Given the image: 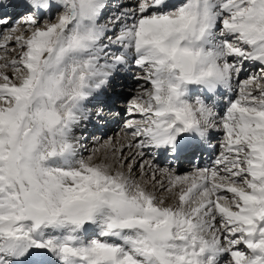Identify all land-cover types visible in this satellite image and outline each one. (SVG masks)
Returning a JSON list of instances; mask_svg holds the SVG:
<instances>
[{"label":"snow or ice","instance_id":"snow-or-ice-1","mask_svg":"<svg viewBox=\"0 0 264 264\" xmlns=\"http://www.w3.org/2000/svg\"><path fill=\"white\" fill-rule=\"evenodd\" d=\"M108 6L0 0V264H264V0H136L102 21ZM245 62L261 74L240 82ZM129 64L144 81L127 124L139 152L120 164L125 148L109 142L115 163L93 164L75 129ZM234 78L239 95L218 119L215 97ZM213 129L224 137L215 167L159 169L171 204L115 167Z\"/></svg>","mask_w":264,"mask_h":264},{"label":"rangeland","instance_id":"rangeland-1","mask_svg":"<svg viewBox=\"0 0 264 264\" xmlns=\"http://www.w3.org/2000/svg\"><path fill=\"white\" fill-rule=\"evenodd\" d=\"M121 2H122L121 5H126V6H129V7H134L133 4H135L136 0H116L113 3L112 2H109V6H108V8L105 9V11H108V10H115L116 11L117 8H119V6H120V5L118 6V4H120ZM174 2H175V0L172 1V3H174ZM175 3H179V0H178V2H175ZM55 15H56L55 12H53L52 13V19H53V21L55 20ZM8 16H9L8 18H9V23L10 24H15V22L19 19V16L16 15V13L13 15V12H12L11 9L8 10ZM43 22L44 21H42V23ZM0 31H6L5 30V27L4 26H0ZM3 42L4 41L2 39H0V43H3ZM9 44L11 45V47H15L14 41H9ZM11 47L9 48V50H10L9 52H11ZM2 53H3V50H0V54H2ZM252 67H254V65L247 66L244 69L245 71H248L249 70L248 71V75H245L244 74L246 77L243 78V79H239L240 82H243L245 79H247L249 77L259 76L261 74V71H260L261 69L260 68L259 69L258 68H256V69L253 68V70L250 71L252 69ZM117 72L120 73V74H125V75L128 74L130 77H132L134 83H132V84L131 83H129V84L122 83V85H120V84L118 85V83H116L117 82L116 79L118 78L117 77L118 75H116L114 77V79L112 80L111 85L112 84L113 85L114 84L115 85L117 84L116 86H121L119 88H123V90H122L123 99H115V100L113 99L112 100V105H114L116 103H119V104H116V107H114V108L122 109V110H117V111L115 110V111L111 112L110 115H108L107 112H106L104 117L97 118V116L95 114H94V116L91 117L92 121H94V120L98 121L99 120L100 122H102V124H104V126H106L105 124H107V123H112L115 119H119L120 120V118H121V120H120L119 123H117L118 121H116V123L115 122L113 123L114 124L113 127H115V128L112 131H111V128H113V127L110 128V130H109L108 133H106V134L104 133V135L102 136V138L101 137H98L97 138V136H99V134L96 136V133L95 134H91V132L88 133L89 129H87L82 134L81 133H78V134H80V135L83 136L82 137V143L80 144V148L84 147V145L87 146L94 139L96 140V143L93 145V147L92 148H88V153L80 154V157H83L86 161H88L89 158H91L92 155L97 154L95 150L98 147H105L106 144H108L109 142H111L112 145H115V144H117L119 137H130V138H132L131 135H130V130L127 127V124H128V122L130 120H132V119H138L139 118L135 113H133V112L130 111V105L126 107V105L123 104L122 102H124L126 104L127 103H130V101H133V99L137 96V94H138V86L144 84V81H143V79L137 80L136 77L142 76V72L140 70H138L132 64L127 65L125 68H123V67L122 68H118L117 69ZM126 82H131V80L130 79H127ZM119 83H121V82H119ZM236 85L239 86V84H235V89H238L237 92H238V95H239V88H238V86L236 88ZM193 87H194V89H193ZM193 87L189 86V92H188L189 97L190 98H193V99L196 98V97L202 98V94H203L204 91L201 90L200 88H198L197 86H193ZM106 88H108V87H106ZM116 88H118V87H116ZM118 90H120V89H118ZM118 90L117 89H112V90H109V91H111L112 93L113 92L116 93V92H118ZM193 92H194V95L191 96V93L193 94ZM237 92H236V95L235 96H232L230 99H232L233 97H238ZM103 95L104 96L105 95L108 96L107 91H104L103 92ZM221 100H223L222 101L223 102L222 105H224L225 107L223 108V110H220V113L218 111L219 109L216 110L217 113L219 114L218 119L220 117H222V115H223V113H224V111L226 109V106H227L228 101H229L228 95L227 94L224 95V94L218 93L216 95V97H215V101L220 102ZM122 104H123V106H122ZM94 106L95 107L93 108V110H96V111L98 109L101 110L100 109L101 105L100 106L99 105H94ZM94 127H97V125L94 126ZM213 130L214 131L218 130V133L216 131L213 134V136L210 137L203 144V146H208V145L209 146H212V145L215 146L216 145V151L214 152V159L212 160V162L221 153L222 148L220 146H221V144L223 143V140H224L222 129H213ZM132 140H133V138H132ZM212 141L218 142V143H213ZM146 150H148V155L145 153L144 157L141 159L140 162L137 163V159H135V157H134V160H130L129 161V164L127 166H124L121 169L120 168V164L123 163V159L120 158V164H117V168L118 169H121V171H123L125 174L126 173L129 174L128 171H129V168L132 167V165H133L132 163L135 164L134 171H136V169L137 170L140 169L139 166H140L141 162H145V161H150L151 162L152 160H155L160 154H164L165 152H166V158L163 161V163L160 165V167L157 166V168L158 169H160V168H169V169L172 170V172H177V170H178L177 167H174L173 165H177V166L178 165H182V167L185 169V171H182L180 173L178 172V174L177 173H174L176 175H181V176H183V175H192L198 169L215 167V165H209L208 167H197L198 166L199 157L195 158L193 156H191L190 159L187 162L180 161L179 164L176 162V164L173 163L171 165L173 159H172V156H171V154H169V151L167 149H165L162 153L157 152V150L154 151V150H151V149H144V152ZM135 152L137 153V152H139V150L136 149ZM127 157H131V156H127ZM207 160L208 159H204L203 161L206 162L207 164L211 163V161L210 162H207ZM149 176L150 175H148L147 178ZM165 189H167V188H165ZM165 191L166 190L162 189L159 192V194H162ZM93 236H94V233L90 232V235H88V237H86L85 239L93 238ZM243 250L246 251V249H243ZM221 264H223V261L221 262Z\"/></svg>","mask_w":264,"mask_h":264},{"label":"bare ground","instance_id":"bare-ground-1","mask_svg":"<svg viewBox=\"0 0 264 264\" xmlns=\"http://www.w3.org/2000/svg\"><path fill=\"white\" fill-rule=\"evenodd\" d=\"M114 1H116V0H114ZM113 0H109V2H114ZM172 1H174V0H172ZM171 1V2H172ZM175 2H178V0H175ZM174 2V3H175ZM136 3V2H135ZM122 4V2L120 3V4H118V6L119 5H121ZM133 6H135V4H133ZM117 10H118V8H117ZM113 11H115V10H108V11H104V14H103V17H102V20H105V19H107V16L111 13V12H113ZM15 13L13 12V15H14ZM117 49H113V51H116ZM10 51V50H9ZM251 65H254V67H252V69L250 70V71H252L253 70V68L254 69H256V68H260V66H258L257 64H255V63H252V62H245L244 63V65H243V71L242 72H240V74H239V78L238 79H243V78H245L246 76L245 75H248V71H245L244 69L247 67V66H251ZM127 66V65H126ZM126 66H122L123 68H125ZM122 67H120V68H122ZM261 69V68H260ZM261 71V70H260ZM9 74H11L10 72H9ZM245 74V75H244ZM116 75H118L117 77V82L116 83H118V85L120 84V85H122V83H127V84H129V83H134V81H133V79H132V77H130L128 74L127 75H125V74H120V73H118L117 72V70L114 72V74L111 76V79H110V81H109V83L102 89V91L97 95V96H95V98H93V99H91L88 103H87V108H88V110L90 111V113L92 114L91 115V117L92 116H94V114H95V110H93V108L95 107L94 105H99V103L101 102V101H103V102H105V104H107V106H108V112H107V114L108 115H110V113L111 112H113V111H117V110H122V109H117V108H114V107H116V104H119V103H116V104H114V105H112V101H110L111 99H109V97H105L104 95H103V92L104 91H107L108 90V88L109 89H113V88H115V87H118V89H121L122 90V88H119V87H121V86H116L115 85V87H113V88H111V87H109L110 86V82L114 79V77L116 76ZM119 79V80H118ZM127 79H130L131 80V82H126V80ZM119 82H121V83H119ZM235 84H237L236 83V80H235V78H234V80H233V88H232V91L231 92H227V93H225L222 89L221 90H218V92H217V94L218 93H220V94H224V95H228V98H229V100H230V98L232 97V96H235L236 95V92L238 91V89H235ZM108 86V88L106 89V87ZM237 86L238 85H236V88H237ZM191 87H193V86H191ZM238 88H239V86H238ZM193 89H194V87H193ZM192 95H194V92H193V94L191 93V96ZM208 93H206L205 91H204V93H203V97L205 98V99H208ZM237 95H238V92H237ZM202 97V98H203ZM203 98V99H204ZM112 99H123V96H122V94H120L119 92L118 93H112ZM123 104H125L126 105V107L127 106H129V105H131V103H132V101H130V103H124V102H122ZM222 103L223 102H216V110H218L219 111V113H220V110H223V108L225 107L224 105H222ZM123 104H122V106H123ZM100 106V105H99ZM113 116V115H112ZM120 120H121V118H120ZM120 120L119 119H115L112 123H107L106 124V128H104V130H103V132H102V130H99L100 132H102L101 134H99V133H96V136L99 134V136H97V138L98 137H101L102 138V136L104 135V133L106 134V133H108L109 132V130H110V128L111 127H113L114 126V122L116 123V121H118L117 123H119L120 122ZM92 119L90 118V119H88V120H86V121H83L78 127H76V129H75V132H74V135H76V136H78V137H80V143H82V135H80V134H78V133H84L87 129H90L89 131H88V133L89 132H91V129H94V125H92L91 126V128H90V125L92 124ZM115 127H113V128H111V131L114 129ZM96 131V130H95ZM217 131V133H218V130H216ZM216 131H214V130H212L210 133H209V135H208V137H207V140L209 139V137H211V136H213V134L216 132ZM186 140H187V143L190 145V147H188L187 149H184L183 147L181 148V150L180 151H178V152H176V157L177 158H180V159H188L189 157H190V155L192 154V152H194V151H196V150H203V153H205L206 154V156H205V159H207L208 158V162H210L211 161V163L210 164H206V163H204L203 164V160L201 159V161L199 162V165H198V167L199 166H201V167H206V165H214V161L212 162V159L214 158V152L216 151V145L213 147V148H210V146H206L205 148H204V146H203V143L202 142H200L199 141V138H196V137H194V136H192V137H186ZM132 142V138H130V137H119V139H118V142H117V144H115V145H113V146H115V147H124L125 148V152H124V157H122L121 159H124V158H126L127 156H133V153L135 154L136 152V148H132V149H128L127 148V144L128 143H131ZM96 143V140L94 139L91 143H89L87 146H85L84 145V147H82V148H78V153H79V156H80V154H84V153H88V148H92L93 147V145ZM213 143H218V142H214L213 141ZM109 144V143H108ZM108 144H106V146L105 147H98L95 151H96V153L97 154H94V155H92L91 156V159H90V162L91 163H93V164H98V163H106V164H114L115 163V161L112 159V156H111V154L109 153V151H108ZM221 147V146H220ZM165 149H158L157 150V152H159V153H162L163 151H164ZM133 152V153H132ZM138 153V152H137ZM145 153L148 155V150H146L145 151ZM116 156H119V153L117 152L116 153ZM165 158H166V153H164V154H160L155 160H152L151 162L150 161H145V162H141V164H150V165H152L151 167H144L143 169L141 168V166H139L140 167V169H136V171H131V173H129V171H128V173L129 174H125V175H130V178L135 182V183H137V184H139V185H141L143 188H145L149 193H152L153 195H155L156 196V198L158 199V200H164L166 203H168V204H171V203H173L174 201H175V199H176V197H175V195L172 193V192H169V191H165V192H163L162 194H159V192L162 190V189H165V188H167L168 187V184H167V178L164 176V175H162L161 173H160V171H158L159 169L157 168V166H159L160 167V165L163 163V161L165 160ZM201 158H202V156H201ZM135 159H137V163L138 162H140L141 161V157L139 156V155H135ZM132 164H134V163H132ZM140 164V165H141ZM133 166V165H132ZM138 166V165H137ZM115 167L117 168V164L115 165ZM138 167V168H139ZM174 167H177V172H173V173H177L178 174V172L180 173V172H182V171H185V169L182 167V165H180V166H174ZM208 167V166H207ZM135 168V167H134ZM137 168V167H136ZM121 170V169H120ZM148 175H150L148 178H147V176ZM159 194V195H158ZM91 232V231H90ZM90 232H89V234L88 235H90ZM88 235H87V237H88ZM241 248H242V246H241ZM247 251V250H246ZM52 260H55V258H52Z\"/></svg>","mask_w":264,"mask_h":264}]
</instances>
